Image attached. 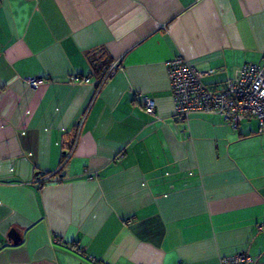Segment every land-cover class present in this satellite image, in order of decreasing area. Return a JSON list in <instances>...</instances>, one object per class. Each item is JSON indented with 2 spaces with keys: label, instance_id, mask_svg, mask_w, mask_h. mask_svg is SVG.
I'll return each instance as SVG.
<instances>
[{
  "label": "crops",
  "instance_id": "0c3cea01",
  "mask_svg": "<svg viewBox=\"0 0 264 264\" xmlns=\"http://www.w3.org/2000/svg\"><path fill=\"white\" fill-rule=\"evenodd\" d=\"M178 57L262 63L264 0H0V264H264V133L180 119Z\"/></svg>",
  "mask_w": 264,
  "mask_h": 264
},
{
  "label": "built area",
  "instance_id": "2783aa9c",
  "mask_svg": "<svg viewBox=\"0 0 264 264\" xmlns=\"http://www.w3.org/2000/svg\"><path fill=\"white\" fill-rule=\"evenodd\" d=\"M168 73L171 92L176 106V114L182 120H187L192 114L219 115L229 122L233 129L251 119L258 121L259 134L264 133V60L262 63L244 65L233 79H229L219 88H210L204 83V78L215 73L214 70L198 71L191 63L182 57L169 62ZM119 63L113 62L105 72L102 81L115 76ZM75 83H89L90 79L73 77ZM33 87H38L42 80L30 81ZM145 111L154 114L156 102L142 96ZM252 258L246 253H239L225 258L221 264H252Z\"/></svg>",
  "mask_w": 264,
  "mask_h": 264
},
{
  "label": "water",
  "instance_id": "95a60500",
  "mask_svg": "<svg viewBox=\"0 0 264 264\" xmlns=\"http://www.w3.org/2000/svg\"><path fill=\"white\" fill-rule=\"evenodd\" d=\"M64 175H65V174L63 173L61 176L64 177ZM9 237H10L15 243H17L18 240H20L19 234H18L15 230H13V231L10 233Z\"/></svg>",
  "mask_w": 264,
  "mask_h": 264
},
{
  "label": "trees",
  "instance_id": "16d2710c",
  "mask_svg": "<svg viewBox=\"0 0 264 264\" xmlns=\"http://www.w3.org/2000/svg\"><path fill=\"white\" fill-rule=\"evenodd\" d=\"M109 66H110V65H108L107 69L109 68ZM107 69H106V71H107ZM102 76H103V75H102Z\"/></svg>",
  "mask_w": 264,
  "mask_h": 264
}]
</instances>
